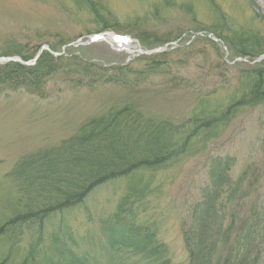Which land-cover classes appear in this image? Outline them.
<instances>
[{
	"label": "rangeland",
	"instance_id": "rangeland-1",
	"mask_svg": "<svg viewBox=\"0 0 264 264\" xmlns=\"http://www.w3.org/2000/svg\"><path fill=\"white\" fill-rule=\"evenodd\" d=\"M97 33L110 37L90 43ZM248 33L264 42V0H0V66L18 62L32 68L43 53L60 59L56 73L35 85L0 84V227L15 217L17 194L6 176L16 163L60 145L90 119L132 107L146 117L188 126L199 99L218 106L240 98L242 73L264 67V46L251 42L250 53L242 56L231 41ZM112 34L123 40L121 46L111 42ZM13 52L21 56L8 55ZM216 159L230 164V186L218 200L223 230L234 211L243 224L259 223L248 262L258 256L254 264H264V103L244 108L218 138L197 140L171 166L144 171L159 194L143 222L160 225L159 239L172 264H189L183 232L206 194L215 196L209 167ZM232 184L243 191L239 206L229 192ZM126 185L125 179L104 184L80 208L54 216L40 243H35L40 232L25 227L2 235L0 264L5 259L22 264L34 243L51 247L48 236L61 223L74 239H66L73 255L112 264L118 256L103 237L102 222L114 213ZM228 250L221 238L211 263L224 264ZM117 259L148 264L138 257Z\"/></svg>",
	"mask_w": 264,
	"mask_h": 264
},
{
	"label": "trees",
	"instance_id": "trees-1",
	"mask_svg": "<svg viewBox=\"0 0 264 264\" xmlns=\"http://www.w3.org/2000/svg\"><path fill=\"white\" fill-rule=\"evenodd\" d=\"M243 36L231 38L242 56L250 53L247 47L251 42L254 47L264 46L255 34L248 33L249 37L244 40ZM8 55L21 56L15 52ZM22 60L27 61L28 58L22 57ZM57 60L43 53L32 68L18 62L0 66V84L16 87L35 85L37 80L56 73L55 65L60 59ZM242 74L237 91H243L240 98L236 95L227 104L218 106L209 105L205 98L199 99L188 126L152 119L132 107H125L90 119L75 135L56 147L22 157L6 176L17 194L16 213L15 217L2 224L0 237L25 227V231L31 234L40 232L39 241L35 240V243H40L44 240L45 235L42 234L46 225L54 216L80 208L96 188L125 179V194L119 199L114 213L102 222L103 237L118 256L112 264H128L118 261L119 255L138 257L148 264H172L168 247L159 239L160 225L143 222L142 216L153 207V201L159 194L154 178L145 177L143 173L171 166L189 154L197 140L203 139L207 143L218 138L244 108L263 104L264 67L258 65ZM229 166L220 159L210 163L209 175L215 196L207 199L206 194L204 202L194 208L191 225L183 232L190 254L189 264H212L221 238L225 239L230 251L224 264H254L255 259V263L259 261L257 256L248 262L252 244H257L260 237L259 223L248 221L243 224L242 218L239 222L234 211L227 231L222 227V209L218 200L230 186ZM245 176L244 181L248 173ZM241 185L232 184L229 190H232L231 197L237 206V196L241 194L239 199H243ZM68 231L69 228L61 223L60 230L48 236L52 246L41 243L39 247L34 243L21 263L90 264L70 252L66 239L73 237ZM232 240L234 246L229 247ZM7 262L5 259L4 264Z\"/></svg>",
	"mask_w": 264,
	"mask_h": 264
}]
</instances>
